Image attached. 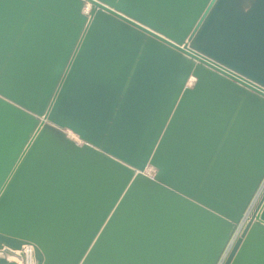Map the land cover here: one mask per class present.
Wrapping results in <instances>:
<instances>
[{
    "label": "water",
    "instance_id": "1",
    "mask_svg": "<svg viewBox=\"0 0 264 264\" xmlns=\"http://www.w3.org/2000/svg\"><path fill=\"white\" fill-rule=\"evenodd\" d=\"M263 177L264 0H0V264H216Z\"/></svg>",
    "mask_w": 264,
    "mask_h": 264
},
{
    "label": "built area",
    "instance_id": "2",
    "mask_svg": "<svg viewBox=\"0 0 264 264\" xmlns=\"http://www.w3.org/2000/svg\"><path fill=\"white\" fill-rule=\"evenodd\" d=\"M148 173L152 172V168L147 169ZM264 193V177L258 186L248 208L246 209L243 217L238 222L231 238L229 239V242L227 243L222 255L220 256L218 262L216 264H224V261L226 260L231 248L233 247L234 243L238 239V237L241 235L244 227L246 226L247 222L249 221L256 205L258 204L260 198L262 197ZM21 257L18 261L19 264H35V258H34V248L32 245H24L22 247V250L20 251Z\"/></svg>",
    "mask_w": 264,
    "mask_h": 264
},
{
    "label": "bare ground",
    "instance_id": "3",
    "mask_svg": "<svg viewBox=\"0 0 264 264\" xmlns=\"http://www.w3.org/2000/svg\"><path fill=\"white\" fill-rule=\"evenodd\" d=\"M17 252H18V254H20V251H17ZM16 254H17V253H16ZM11 259H15V260L19 261L20 258H19L18 256H16V255H15V256L13 255V256L11 257Z\"/></svg>",
    "mask_w": 264,
    "mask_h": 264
},
{
    "label": "crops",
    "instance_id": "4",
    "mask_svg": "<svg viewBox=\"0 0 264 264\" xmlns=\"http://www.w3.org/2000/svg\"><path fill=\"white\" fill-rule=\"evenodd\" d=\"M74 136V135H73Z\"/></svg>",
    "mask_w": 264,
    "mask_h": 264
}]
</instances>
